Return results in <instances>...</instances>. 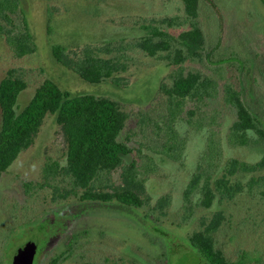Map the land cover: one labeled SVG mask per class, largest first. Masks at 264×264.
<instances>
[{
  "label": "rangeland",
  "instance_id": "rangeland-1",
  "mask_svg": "<svg viewBox=\"0 0 264 264\" xmlns=\"http://www.w3.org/2000/svg\"><path fill=\"white\" fill-rule=\"evenodd\" d=\"M23 7L37 51L19 57L0 35V81L15 73L27 84L17 111L46 79L72 95L115 100L129 116L122 139L131 143L133 154L94 187L118 188L124 170L135 162L145 203L137 208L117 201H83L77 194L63 198L47 186L46 165H64L67 154L56 116L49 114L33 145L0 175V264H12L29 243L39 246L34 264H51L54 259H61L58 264H209L189 236L205 217L220 211L226 220L215 234L217 247L231 262L264 264V198L259 188L247 186L264 172L236 175L233 181L239 180L243 190L232 200L218 197L210 208L201 205L200 191L188 205L184 199L209 139L220 149L214 166L204 164L214 179L221 177L232 158L256 163L264 155V138L251 137L247 145L230 141L237 114L226 101L227 86L242 92L244 103L253 105L264 127V0H200L194 21L185 14L182 0H23ZM165 19L176 22L169 25ZM193 22L204 34L209 59L173 65L136 46L157 29L175 39ZM53 45L77 52L87 46H109L115 49L113 55L124 54L129 62L117 76L121 86L84 81L56 61ZM192 71L215 81L217 89L204 101L188 99L172 122L174 105L161 87L172 86L177 74ZM189 117L191 126L186 122ZM1 126L0 109V130ZM171 128L187 139L182 163L162 153L171 145ZM51 184L68 187L59 177ZM167 195L170 205L162 216L157 204Z\"/></svg>",
  "mask_w": 264,
  "mask_h": 264
},
{
  "label": "trees",
  "instance_id": "trees-1",
  "mask_svg": "<svg viewBox=\"0 0 264 264\" xmlns=\"http://www.w3.org/2000/svg\"><path fill=\"white\" fill-rule=\"evenodd\" d=\"M182 2L187 17L196 20L199 15L200 0H182ZM164 22L171 25L176 20L165 19ZM146 29L148 30L147 27ZM0 35L19 57L37 51L23 0H0ZM136 46L151 57H165L173 65H179L189 59L203 61L205 56L210 58V53L205 50L204 34L195 22L190 30L181 33L175 39L159 29L153 30L139 39ZM113 52L115 49L109 46L107 48L87 46L80 52L61 45L52 46L56 61L84 81L91 84L110 81L121 86V79L117 76L128 69L129 59L124 54L113 55ZM103 53L108 56H103ZM26 87V82L15 73H9L0 81L2 114L0 175L12 166L22 152L33 145L45 118L52 114L56 116V122L61 128L67 154L64 165L58 162L46 165L44 170L46 185L63 198L77 194L83 201L101 203L117 201L127 206L142 207L145 203L142 199L144 185L139 180L135 162H131V165L129 164L124 170L122 184L118 188L112 187L108 191L97 190L94 187L99 178L105 173L120 168L125 159L133 154L131 143L122 139L129 116L120 105L109 97L94 94L72 95L53 80L46 79L37 88L29 103L18 112V99ZM161 88L174 105L171 113L173 122L182 112V107L188 99L204 101L213 97L217 84L206 79L201 72L192 71L177 74L172 86L162 85ZM226 94L227 103L236 109L237 114V120L230 129V141L247 145L251 137L264 138V127L259 121L260 117L253 110V105L244 103L242 92L239 94L232 87L227 86ZM190 118H186V122L191 126L193 122ZM196 129L200 130L201 127L196 125ZM171 134V145L162 153L170 160L182 163L187 139L172 128ZM219 156V147L216 148L213 139H209L207 150L201 156L198 168L186 188L184 196L186 205L191 202L193 194L197 191L202 194L201 205L206 208H210L218 197L220 200H232L244 187L239 180L234 182L233 177L238 174L264 172V155L256 163L232 158L227 161L221 177L214 179L204 164L211 168ZM58 177L66 182L68 187L61 188L58 185L54 187L51 181ZM247 186L259 188L264 198V173L253 177ZM169 205V195L158 201L157 208L162 216H164L163 210ZM185 215L187 216L186 212ZM225 220L222 211L212 217H205L199 229L189 236L190 243L209 264H244L243 261L231 262L217 247L215 234ZM60 260H54L53 264H58Z\"/></svg>",
  "mask_w": 264,
  "mask_h": 264
},
{
  "label": "water",
  "instance_id": "water-1",
  "mask_svg": "<svg viewBox=\"0 0 264 264\" xmlns=\"http://www.w3.org/2000/svg\"><path fill=\"white\" fill-rule=\"evenodd\" d=\"M37 248V244L29 243L26 249L21 250L20 253L14 257L13 264H34Z\"/></svg>",
  "mask_w": 264,
  "mask_h": 264
},
{
  "label": "flooded vegetation",
  "instance_id": "flooded-vegetation-1",
  "mask_svg": "<svg viewBox=\"0 0 264 264\" xmlns=\"http://www.w3.org/2000/svg\"><path fill=\"white\" fill-rule=\"evenodd\" d=\"M72 238V237H71ZM70 245H71V242L69 243ZM38 246V245H37ZM71 248H72V245H71ZM39 252V246H38V248H37V253ZM36 256H37V254H36ZM54 260H56V259H54ZM54 260L52 261V263L51 264H53V262H54ZM12 264H13V261H12ZM115 264V263H114Z\"/></svg>",
  "mask_w": 264,
  "mask_h": 264
}]
</instances>
